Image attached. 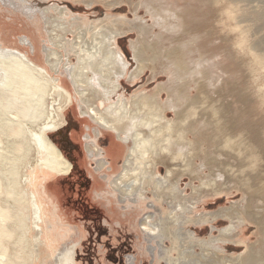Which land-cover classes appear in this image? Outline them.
Returning a JSON list of instances; mask_svg holds the SVG:
<instances>
[{"label":"rangeland","instance_id":"1","mask_svg":"<svg viewBox=\"0 0 264 264\" xmlns=\"http://www.w3.org/2000/svg\"><path fill=\"white\" fill-rule=\"evenodd\" d=\"M49 1V4L63 6L69 2L76 8L69 11L70 18L80 15L88 23L100 20L106 14L135 18L133 5L138 3L133 0L132 6L131 1L105 5L106 0H94L92 7H88L84 0ZM36 2L41 6L47 4ZM160 6L163 8L155 15L146 9V5L139 6L137 13L149 23L150 38L155 39V45L149 42L148 48L145 40L139 45L143 53L152 55L155 49L175 48L176 53L169 59L160 57L152 62L167 72H160L153 78L148 67L137 78L123 73L114 79H119L124 86L122 98L130 103L137 91L152 90L160 82L169 83V71L178 72L173 62L181 67L178 80L181 94L188 98L203 92L199 107L191 111L183 108V113L192 116L195 127L207 123L203 135L198 138L203 141L205 151H210L209 145L213 150L217 148L209 137L216 129H224L220 146L226 155L207 153L203 157L199 154L194 163L197 167L204 164L202 176L211 175L218 179L217 190H208L202 197L195 196L192 186L200 183L199 177L194 180L181 175L180 185L178 183L174 193L162 191L156 200L148 186L144 189L146 199L137 203L122 202L112 181L123 170L129 145L81 112V100L70 77L71 68L77 62L76 54L70 51V61L60 72H54L48 66L44 52L45 45L51 47L52 44L41 17L30 18L14 8L18 3L7 6L0 1L1 50L13 49L23 53L48 75L58 78L59 85L71 96L67 105L64 94L59 97L48 90L26 96L30 108L27 115H23L19 113L23 103L16 101L23 96L22 91L12 94L0 90V103L5 109L0 119L3 149L0 206L9 211L10 230L14 233L4 263L64 264L60 256L74 245L73 264H223L218 256H224L225 260L226 255L237 258L251 251L255 255L251 263L264 264V253L259 249L264 248V50L256 46L264 34V0H164ZM170 8L174 10L167 11ZM121 32L113 40V46L126 58L127 71H134L137 64L131 42L138 41L140 36L133 29ZM25 37L31 44L24 41ZM68 38H74V34L68 33ZM60 52L66 54L64 50ZM200 70L203 76L199 75ZM162 92L163 99H166L167 90ZM13 95H16L15 102L11 99ZM41 95H44V101L40 100ZM107 104L108 100H98L100 108ZM201 109L204 110L201 112ZM197 110L200 113L194 116ZM167 111L168 118L176 117L173 109ZM47 116L57 119L62 116L64 120L63 124L47 129L43 134L63 150V156L73 163L72 171L64 176L52 175L50 171L45 174L38 168L28 169L26 182L24 170L28 164L34 163L36 155L31 133L47 120ZM225 124L228 128L230 125L234 127L230 131ZM230 132L236 136L232 137ZM190 136L195 138L193 130ZM227 139H231L230 144ZM88 140L103 149L108 161L104 167L98 168L97 157L87 150ZM17 149L24 153L19 155ZM253 151L254 157L251 155ZM241 158H249L245 161L247 164L240 161ZM257 158L252 164V159ZM14 169L18 170V175L13 187L11 173ZM156 172L164 177L166 166L159 165ZM233 201L244 202L241 211L246 205L248 211L242 212L244 220L235 219L236 237L220 242L224 249L219 252L214 249L218 244H207L200 239L208 238L212 232L218 236V228L227 226L231 220L224 215L215 219L208 216L202 222L197 219L221 206H232ZM36 204L40 222L35 216ZM148 213L152 215V232L142 227ZM51 256L55 258L54 263ZM258 256L261 260L257 263Z\"/></svg>","mask_w":264,"mask_h":264},{"label":"bare ground","instance_id":"2","mask_svg":"<svg viewBox=\"0 0 264 264\" xmlns=\"http://www.w3.org/2000/svg\"><path fill=\"white\" fill-rule=\"evenodd\" d=\"M0 1L7 6L18 3V7L14 8L20 10L30 18L41 17L52 44L51 47L45 45L44 52L48 66L54 72H60L64 65L70 61V51L76 54L77 62L71 68L70 77L74 90L81 100V112L100 127L117 134L120 141L128 143L129 145L123 170L120 175L112 181L114 189L118 192V196L122 202L128 200L137 203L146 199L144 189L148 188V186L151 187L154 195L153 198L156 200H158L159 194L162 191L165 193H174V190L178 188V180L181 175H188L194 180L199 177L200 183L192 186L195 196L200 195V197H202L208 190H217L218 179L211 175L202 176L204 164L202 163L197 167L194 163L199 154L203 157H206L207 153L208 155L215 154L217 156L226 155L225 151L221 152L222 147L220 146L221 131L224 129L220 131L216 129L214 132L215 134L209 137V139L214 140L213 142L217 144V148L213 150V148L211 149L212 145H209L208 150L210 151H205L203 148V141H199L198 138L200 135H203V129L206 127L207 123L195 127L192 123L194 121L192 116L189 113H183L185 108L196 110L199 107V102L203 98V92L199 91L198 95L193 97L189 96L188 98L181 94L178 84V80L181 76V67L178 65L176 66V63L173 62L178 72L173 74L172 70L169 71V83L160 82L152 90L144 89L137 91L133 94L130 103L122 98L124 93L121 90L124 89V86L119 79H114V77L123 73V75L129 73L128 77L130 78H137L139 74L145 73L148 67L152 70L151 75L153 78L157 77L160 72H167V70L160 66L159 68L163 69L161 71L157 65L152 62H155L160 57L161 59H169L176 53L175 48L171 50L166 49L165 51H160V48L155 49L153 55L147 52L143 53L139 45L142 42L141 40H145L148 48L149 42L155 45V39L150 38L149 23L143 20V18L138 15L139 13H137L140 5H146V9L150 10L151 13L155 15L163 8L160 5L164 0H138L137 5L132 4L133 0H106L104 2L105 5L117 4L121 1H131V6L133 5L135 12V18H128L127 16L117 17L116 15L106 14L102 19L89 23L85 22L84 18L80 15H74L70 18L69 11H74L76 8L68 1L65 6L60 3L49 4V0ZM36 1H42L47 4L41 6L38 5ZM84 2L88 7H92L94 0H84ZM255 6L257 7V4ZM99 8L101 9V7ZM171 10L173 11L174 9L170 8L167 11ZM261 21L263 22V20ZM125 29L136 30L140 36V38H138L139 43L137 40L131 42L134 51L133 57L137 66L134 71L130 72L127 71L126 58L121 51H117L113 46V40L118 34L123 33L121 31ZM68 33H73L74 38H68ZM263 35L256 43V46L264 50ZM24 41L31 44L27 37L24 38ZM1 49L2 48H0V54H8L9 56L2 57L3 55H0V70L2 72V75H0V90H7L12 94H17L20 90L22 91L23 96L21 99H16V101H21L23 103V107L19 109V113L27 115L29 111L30 104H28L29 101L26 96L35 95L38 92L43 94L47 90L55 93V95L59 97L64 94L65 104H69L71 100L70 92L59 85L58 78L48 75L44 69H40L35 63H32L23 53L13 49ZM60 50H64L66 54L63 52L61 53ZM255 53L256 52H254V54ZM202 73L203 72L200 70L199 75H202ZM159 77L157 79H159ZM162 90H167L168 95L166 99H163L164 93ZM15 98L16 95H13L11 97L12 101L15 102ZM99 99L108 100V104L104 108H100L98 105ZM40 100L44 101V95H41ZM202 107L203 105L200 106V108ZM168 108L173 109L176 116L174 119L168 118ZM203 110L204 109H201V112ZM40 112L41 115H43L42 109ZM4 113L5 109L0 103V119ZM199 113L200 112L197 110L194 116ZM46 119V121L37 125L31 133V140L34 142L36 155L34 163L28 164V167H26L27 169L24 170L26 182L28 180V169L38 168L41 171L43 170L45 174L50 171L52 175L69 174L72 171V163L67 160L60 149L52 144L43 134L47 129L51 130L56 128L59 124H63L64 120L62 116L58 119L47 116ZM233 127L234 126L231 127L230 125L228 128V125L225 124L227 130L231 131ZM191 130L194 131V139L190 136ZM97 133L98 130L96 129L95 134ZM230 134L232 137L236 136L233 132H230ZM240 136L241 135H239V137ZM89 140L87 142V150L90 154L97 157L95 159L98 163V168L104 167L108 161L105 159L106 157H104L103 149ZM227 142L230 144L231 139H227ZM16 152L19 155L24 153L22 150L18 149ZM2 153L3 149L0 137V159ZM228 155L233 156L231 153H228ZM251 155L254 157V151ZM239 157L240 156H237V158ZM247 159L249 158L245 160L241 158L240 161L244 160V163L247 164L245 162ZM256 160H258V158L252 159L251 163L255 164ZM212 161L215 162V160ZM174 162H178L179 165ZM159 165L166 166V174L162 178L156 172V170H159ZM11 175L13 176V181L11 182L14 187V178L16 179L18 170L14 169ZM219 175L222 176V173H219ZM194 180H192L193 183ZM145 192H147V190ZM246 195L247 194H245V196ZM241 206L244 207V202L233 201L232 206H221L217 211L210 212L207 216L198 218L197 222H202L206 221L208 216H212L215 219L218 216L224 215L231 220L227 226L218 228V236L212 234V232L208 238L200 239V241L211 245L218 244L216 246L217 248H213L216 251L223 252L224 248L219 243L225 242L235 236L237 230L236 218L245 219L242 212L248 211L247 208L249 206L246 205L243 211H241ZM37 208L36 204L35 216L36 220L40 222ZM151 216L152 215L148 213L143 219L144 224L142 227L148 232H152L154 228L151 225ZM254 217L255 216H253L252 219ZM9 221V211L0 206V264H8L9 262L4 263L3 261V259L7 257L9 251V242L14 237V233L10 230ZM195 235L198 234L195 233ZM171 238L173 240V237ZM200 241L199 243H201ZM251 245L253 246V244ZM73 246L71 245L65 249L63 255L60 256V258H63L64 264H73ZM252 246L250 248H252ZM259 249L264 253V248L260 247ZM253 254L254 252L251 251L247 252L244 256L239 255L237 258L232 255H226L225 260L224 256L218 257L223 264H252L255 259V255ZM51 258L54 263L55 258L53 256H51ZM260 260L261 256H258L256 262L258 263Z\"/></svg>","mask_w":264,"mask_h":264},{"label":"water","instance_id":"3","mask_svg":"<svg viewBox=\"0 0 264 264\" xmlns=\"http://www.w3.org/2000/svg\"><path fill=\"white\" fill-rule=\"evenodd\" d=\"M2 57H6V56H9L8 54H0ZM3 59V58H2ZM53 132V131H52ZM52 138V137H51ZM60 151L62 152V154H64L63 153V150L62 149H60ZM109 158H111L110 156H109ZM72 165H73V163H72ZM73 167V166H72ZM61 175H64V176H67V175H69V174H61Z\"/></svg>","mask_w":264,"mask_h":264},{"label":"flooded vegetation","instance_id":"4","mask_svg":"<svg viewBox=\"0 0 264 264\" xmlns=\"http://www.w3.org/2000/svg\"><path fill=\"white\" fill-rule=\"evenodd\" d=\"M70 174H71V173H70ZM70 174H69V175H70Z\"/></svg>","mask_w":264,"mask_h":264}]
</instances>
